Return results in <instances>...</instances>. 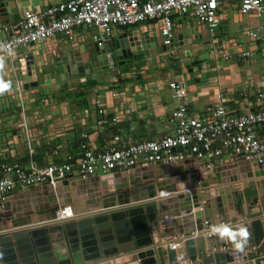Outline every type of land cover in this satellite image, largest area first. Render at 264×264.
<instances>
[{
  "label": "crops",
  "instance_id": "crops-1",
  "mask_svg": "<svg viewBox=\"0 0 264 264\" xmlns=\"http://www.w3.org/2000/svg\"><path fill=\"white\" fill-rule=\"evenodd\" d=\"M35 4V6L28 5L27 7L45 9L50 6L48 0L39 2L36 0ZM22 10L23 8L19 9V15ZM2 14L4 12H0V24L13 23L7 16L2 17ZM173 19L176 39L172 51L168 48L165 51L161 47L160 39L156 43L153 40L158 33L157 22L114 27L113 36L107 40L104 49L106 52L112 53L116 61V70L101 65L100 59L95 56L94 48L97 46L93 35L98 31L93 27L75 28L76 42H74L75 46H71V48L67 39L57 33L40 45L20 49L16 53L15 60L17 61L15 63L9 64L10 60L7 58L0 59V83L9 85L6 90L0 92V98L5 100V105L0 104V159L19 162L25 167L31 164L45 166L50 158L58 162L70 161L80 153V145L83 142L80 137L82 131L89 132L95 146L99 148L105 146L111 140L112 135L116 133V127L107 123L103 128H96L95 119L98 104H103V107H106L105 110L109 117L114 114L120 116L117 127L128 134L132 140L159 139L167 136L174 130L170 114L176 107L172 91L168 86L170 81H181L185 85L190 108L201 112L218 93L228 96L229 101L226 108L232 113H240L244 108L243 95L245 93H264V35L258 40H253L246 33L248 29L262 27L263 22L253 14H243L240 11L238 0H230L220 6L217 11L218 20L212 25V30L206 22L198 20L192 14H177L173 16ZM68 50L79 52L84 64L92 61L93 70L85 71L82 75L73 74L72 78L66 71L62 82L56 80L59 83L56 84L53 83L56 81H52L51 84H48L44 80L48 74H53L51 70L55 66V59L61 61L64 67L63 59L67 57ZM214 50L228 53L249 50L251 55L245 59L225 61L221 57L214 58L212 54ZM23 56L34 57L35 75L31 74L33 70L28 69L27 63L24 64L20 61ZM69 64L72 63L69 62ZM116 75H118L117 78H115ZM36 76L37 80L39 77L43 79V84L28 89L35 82ZM114 88L118 90V95L113 97L111 90ZM20 89L23 92L21 95L23 107L17 104L15 95ZM12 91L14 92L13 97L9 95V93L12 94ZM33 97L36 98L35 101H32ZM252 107L257 108L254 105ZM11 116H14L15 120L24 122V128L17 129V132L11 130L8 123V118ZM39 119L45 123L44 126L41 125ZM59 127L62 128L57 129ZM190 165V163L183 165L185 166L183 169H188L191 167ZM240 168L235 167L229 169L228 172L237 174ZM179 169H181L180 165L157 167L153 169V173L154 175H163L169 170ZM222 171L220 170L218 174L209 175L206 173L208 176L203 177L204 182L213 184L219 178L220 184L217 188L222 190L227 185L232 186L229 195L224 191V194H220L221 203H209L207 206L211 211L209 218L205 215L207 207L203 211H197L198 207L194 208L196 201H199L198 205L201 206L200 200L194 199L198 194L195 191L196 188L194 190L182 189L184 185L190 184V180L184 178L170 183L167 188L176 186L178 189L173 193H167L165 198L168 197V199L165 200H169V197L175 195L178 197V201L182 198L190 199V202L192 200L190 207L185 208L190 209L191 216L189 213L185 215L186 217L182 214L166 216L169 219L168 222L177 221V225L175 224L176 226H172L171 229L185 230L194 227L198 218L207 220L210 225H217L224 216L227 220L234 218L238 222L236 225L231 223L230 226L240 228L241 231L245 230L244 224L248 222V229L253 227L254 230L247 231L246 241L248 242V233H252L256 245L261 246L262 250L260 253L252 255L256 258L255 262L243 264H264V220L261 219L264 215V190L259 192L257 188V185L262 186L260 185L262 182L260 180L257 181L258 184L244 187L245 183L256 179V177L254 179L244 177V181L242 180L244 188L236 191L239 193L238 196L243 194L244 197L243 200L237 202L232 183L240 182L242 175L237 176L238 178L236 176L227 178L229 174L223 171L224 175ZM148 172L150 174L149 170ZM99 186L103 188L102 183H99ZM104 187L106 191L113 190V187ZM147 189V186H143L137 190L136 194L141 195V192ZM69 190L67 193L73 194L72 187ZM38 191L35 192V196L30 195V191L16 192L15 196L0 207V217L10 215V220H18L13 211L21 213V210L24 211L29 205L32 210L33 200L47 198L41 190ZM61 193L60 191L58 194L55 193L54 198L61 200V196L63 197V193ZM38 194L40 196L37 198ZM78 195V192L70 195L71 197L66 195L71 200L69 206L72 207L76 201H79ZM83 196L89 198L87 194ZM87 198L84 202L87 201ZM129 198L128 203H138L137 201L132 202ZM236 202L237 206H235ZM171 207L173 208L169 209L168 207V209H175L174 206ZM158 213L162 212L158 211ZM199 214L200 216H198ZM250 217L253 218L248 220ZM26 218H30L29 221ZM26 218V223L17 227L32 226L35 224L34 221L36 224L47 222L39 221V215L35 211L27 215ZM33 219L35 220L33 221ZM3 222L0 219V224ZM164 222L167 221L164 220ZM159 223L161 226L162 222ZM251 223H255L256 228L254 225L251 226ZM10 230L13 229H3L0 230V233ZM87 236L92 237L94 234ZM230 238V236L221 237L219 233H216L212 238L204 239L206 254H210L212 251L227 250L223 249V246L230 245ZM239 241L238 238L237 242ZM183 243L184 240L181 239L163 243L168 245L173 252L175 251V260L179 263V256L182 254L179 247ZM61 245L65 249L66 257L61 259L55 254L56 261L58 264L59 261L73 264L71 252L67 253V247L63 240ZM92 250L91 247L84 249L82 246L83 262L93 254ZM94 250L96 252L97 248L95 247ZM9 253L3 256L4 264H20L16 260L17 253ZM96 255L97 253H94L92 256Z\"/></svg>",
  "mask_w": 264,
  "mask_h": 264
},
{
  "label": "built area",
  "instance_id": "built-area-1",
  "mask_svg": "<svg viewBox=\"0 0 264 264\" xmlns=\"http://www.w3.org/2000/svg\"><path fill=\"white\" fill-rule=\"evenodd\" d=\"M227 1L230 0H65L47 6L45 9L25 7L19 18L13 23L0 24V59L7 58L10 60L9 64L15 63L17 61L15 60L16 53L20 49L40 45L57 33L62 34L67 39V42L71 44L70 47L75 46V28L78 27L96 28L98 33L93 35V40L98 48H104L107 40L113 36L114 27L132 26L147 22L158 23L156 36L158 40L160 39L161 46L172 51L176 39L174 15L192 14L198 20L206 22L212 30V25L218 20L217 11ZM238 2L243 14H253L262 20V27L259 26L257 29L246 31L251 39L258 40L264 35V0H238ZM212 54L214 58L221 57L225 61H231L245 59L251 55V52L239 50L228 53L214 50ZM105 56L108 59L107 66L116 70V62L112 59V53L105 51ZM30 59L34 65L33 56H23L20 61L25 64ZM46 80L47 77L44 81ZM53 83L57 84L58 82ZM168 86L176 102V107L170 114V120L174 124V130L171 134L159 139L132 140L128 134L117 127L120 116L114 114L109 117L107 110H105L106 107H103V104H98L95 119L96 128H103L107 123L116 127V133L112 135L108 144L99 148L92 143L89 132L82 131L80 137L83 142L80 145V153L70 161L58 162L50 158L45 166L31 164L25 167L19 162H8L5 159H0L2 172L0 207L15 196L16 192L30 191L31 188L51 187L64 194L70 191V185L73 189L77 181L91 182L92 180L97 184L102 183L103 188H105L104 186L109 187L108 184L113 183L109 175L124 174L128 186L123 188L122 193H127V197L130 196L129 199L132 202H138L132 205L148 203L150 200L158 201L156 214L159 216V222L165 223L164 220H166L165 225H169L171 221L168 222L169 219L166 216L174 213L165 214L163 219L160 218V215L166 213L167 210L173 211L169 210L173 208L170 197L169 200H165L168 197H162L161 191H156L153 197L133 200L134 195L139 196V194H132V191L148 185L146 182L149 180L142 178L145 174L143 172L148 171V169L152 170L153 173V169L157 167L180 165L181 169L170 170L158 178L165 180L168 186L172 181L187 178L190 180V184L183 186L185 190L186 188L193 190L196 188L199 196L203 192L209 193L206 199H200L201 211L210 202L216 203L217 195L214 187H218L219 182H216L220 180L218 178L214 184L204 182L203 177L208 176L206 173L209 175L218 174L220 170H223L224 173L229 174L228 170L235 167H241L240 171L238 170L237 174H229L227 178L243 175L244 172L252 173L250 176H255L256 172L264 173L263 92L245 93L243 95L244 108L240 113H232L227 110L226 104L229 98L224 93L216 94L213 101L201 112L190 108L185 85L181 81H170ZM31 87L33 86L28 89ZM13 93L12 91V94L9 93V95L13 97ZM22 94L21 89L15 93L17 104L23 107ZM111 94L113 97L118 95V90L112 89ZM35 99L33 97L32 101ZM0 104L5 105V100L0 98ZM253 105L257 108H253ZM39 122L42 126L45 125L42 120ZM8 123L9 128L16 130V132L17 129L24 128V122L15 120L14 116L8 118ZM60 128L62 127L57 129ZM189 163L191 167L183 169L185 167L183 165H189ZM217 168L219 170H216ZM130 171L137 172V174H133L134 181H136L134 184L129 182ZM262 177L264 174L256 178ZM161 179L160 181H162ZM110 181L111 183H109ZM204 183L208 184L207 188L204 189L206 191L202 188ZM135 184L141 186L133 188ZM172 188L173 191L178 189L176 186H172ZM109 194L115 197L117 192H110ZM70 195L72 194L70 193ZM104 196L107 195L104 194ZM173 203L176 205L174 210H181L184 207L181 206L184 204V198L179 201L174 200ZM69 205L70 203L55 205L51 208V213L60 215L59 220L61 221L71 220L75 215ZM127 205L130 206L131 204L127 202ZM158 211L162 213L159 214ZM261 219L264 220V215ZM228 225L230 226L231 223L229 222ZM215 227L217 225H210L207 220H203L202 227L194 230L190 235L199 233L204 239L212 238L217 233L213 231ZM185 235L183 233L181 237ZM257 248L259 247L255 245L245 251L246 257L243 259L237 256V263L255 262L256 258L252 255L261 252L257 251ZM223 249L227 250L220 251L226 252L231 249V246L229 244L224 245Z\"/></svg>",
  "mask_w": 264,
  "mask_h": 264
},
{
  "label": "water",
  "instance_id": "water-1",
  "mask_svg": "<svg viewBox=\"0 0 264 264\" xmlns=\"http://www.w3.org/2000/svg\"><path fill=\"white\" fill-rule=\"evenodd\" d=\"M37 1L39 2L40 0ZM59 1L61 2L62 0H48L50 5L58 3ZM35 3L36 0H0V12H4L2 17L7 16L9 20L15 21L19 18L20 8L27 7L28 5L35 6ZM153 40L158 42L156 35ZM161 47L164 50L166 49L164 46ZM68 51L67 57L63 59L65 64L64 67L62 66L61 61H59L57 58L55 59V66L51 70V73L53 74H48L47 76L46 82L48 84H51L52 81L56 80L62 82L65 78L64 72L66 71H68V75L72 77L73 74L82 75L85 73V71L88 72L93 70L92 61L84 64L79 52L75 53L73 50ZM94 54H96L95 56L100 59L99 63L107 67L108 59L105 56V49L95 47ZM112 59L115 61L113 55ZM69 62L72 64H69ZM26 63L29 65L28 69L33 70L31 74L35 75L33 61L30 59ZM41 84H43V79L39 77L37 80L36 76L35 82L32 83L31 86H41ZM148 170L150 171V174H148V171L143 172L145 173L142 177L143 179L151 180L162 177L161 175H154L150 169ZM216 170H219V168ZM130 174L131 176L129 182L134 184L136 181H134L133 174H137V172L130 171ZM263 174V172H256L255 176L258 177ZM109 177L112 178L113 183L108 184V186L113 187L111 192H117V195L114 197L110 194V196L106 199H101V196L104 194H109L110 190L106 191L105 188L101 189L99 183L97 184L94 180L91 182L77 181L74 184L73 194L78 192V198L81 197V199L72 205L75 216L71 220L45 222L38 225H32L31 227L22 228L17 226L26 223L25 218L29 213H31L30 209L25 211L24 218L17 217L18 220L16 221L10 220V215H7L6 217H0V219L3 218L1 220L4 221L2 224H0V230L13 229L10 232H3L0 235V246L2 245V247L5 248L2 253L7 254L9 252H16L20 264H58L55 258L56 248L54 246L55 241L53 239L54 233H57L58 230L64 231L66 237L65 244L66 247L68 244V249L71 252L73 264H161V258H165V255L163 256L162 254L163 248L166 252L168 264H187L185 262L190 258H194L195 260L189 262L188 264H238L236 257L240 256L242 257L241 259L245 258V251H247L249 248H253L256 245L252 233H248V242L246 241L247 237H242L239 235L242 231L246 230L247 232L249 229L254 230L253 227L248 229V222H246L244 224V227L246 228H244L245 230L242 231L240 228H235V226L229 227L230 232L236 234L235 238L230 236V250L227 252L212 251L210 254H206L204 238L199 236L193 239L190 235L191 232L202 227L203 220L201 218L197 219L196 226L185 230H181L179 228L171 229V227L174 226L177 221L171 222L169 223V226L166 225V227L164 226L161 229L159 228V216L156 214V203L158 201L156 202L155 200H150L148 203L129 206L127 205V193H122L123 188H127L128 186L126 176L124 174H113L109 175ZM152 181L154 183L152 182L147 185L148 191L145 190L144 192H141V195L139 194V196L134 195L133 200L151 197L150 195H154L156 191L158 192L163 188L167 189L168 187L165 180ZM218 182L220 183V181H217L216 183ZM109 183H111V181ZM247 185H255V180H252L247 184L245 183L244 187ZM260 185L262 186L257 185V188L259 192H262L264 190V183ZM207 186V183L202 184L203 190L206 189ZM40 188L49 189V187L31 188L30 192L39 190ZM136 192L137 190H133L132 194H135ZM84 194H87L89 198L83 196ZM48 195L49 194L46 195V199H48ZM66 195L71 197L70 193L63 194V196ZM208 196L209 193L203 192L200 196L195 197L194 199H206ZM86 198L87 201L84 202ZM43 200L44 198H38L35 200V211L38 213H45V216H48V214L51 213L49 210L52 207H48V205L44 206L47 200ZM70 201L71 200L69 198V203ZM159 204L162 203L159 202ZM181 206H184L181 210L167 211L166 213L161 214L160 218L163 219L165 214L174 213L176 215L182 214V216H184L190 213L189 210L185 209L189 208L187 203L181 204ZM199 208L201 209L200 206ZM196 210L198 211V208ZM210 212L211 211L209 209L206 210L205 215L207 218L210 217ZM189 216L191 215L189 214ZM198 216H200V214ZM40 217L42 216H39V218ZM26 219L29 221V218ZM34 220L35 219H33V221ZM252 225L255 226V223H251V226ZM92 233L94 234V236L91 237L93 244L86 247V240H90L89 236L86 237V235ZM183 233L186 235L181 237V234ZM182 238L184 243L179 247V251L182 253L179 256V263L177 260H175V251L173 252V250H171L168 245H164L163 243H169ZM238 238L240 240L239 242H237ZM79 241L84 243L85 248L91 247L93 249V254L97 253V255L91 257L89 256L88 260L83 262L81 253L82 244ZM237 243L242 244V247L239 248V250H237ZM10 246H12V248H10ZM95 247L97 248L96 252L94 250ZM261 249L262 247L260 246L257 248V251H261ZM132 255H136L137 257L132 258Z\"/></svg>",
  "mask_w": 264,
  "mask_h": 264
},
{
  "label": "bare ground",
  "instance_id": "bare-ground-1",
  "mask_svg": "<svg viewBox=\"0 0 264 264\" xmlns=\"http://www.w3.org/2000/svg\"><path fill=\"white\" fill-rule=\"evenodd\" d=\"M237 168V167H236ZM246 170V169H245ZM245 170H243V171H245ZM244 174H245V176L246 175H248V177H252V176H250V175H252V173H249V172H244L243 173V176H244ZM254 176V175H253ZM254 177H256V176H254ZM234 180V179H233ZM176 183V182H175ZM236 183V182H235ZM220 184V183H219ZM224 186H226V185H224ZM223 186V187H224ZM229 186V185H228ZM72 186L70 185V187L69 188H71ZM231 187L232 186H230L229 187V189H228V187L226 186L225 187V189L223 188V190L221 189V188H217L216 186L214 187L215 188V191H216V202H218V203H221V198H220V194H224V192L227 194V195H229L230 193H231V191H230V189H231ZM182 189H184V188H182ZM39 190H41L45 195H47V194H49L48 196V199H46V197L44 198V200H47L46 201V204H44V206L45 205H48V207H53V206H55V205H61V204H64V203H66L67 201V204L69 203V198H67L66 196H61V200H59V199H55L54 198V194L55 193H59V191H58V189H56V188H49V189H46V188H41V189H39ZM39 192L38 190H35V191H33V192H30V195L31 194H35V192ZM175 191H177L176 189H175ZM175 191H173V188L171 187H169V188H167V191L166 190H161V196L162 197H165L166 196V194L167 193H173V192H175ZM195 191L198 193V189H195ZM224 191V192H223ZM28 195V194H27ZM73 195V194H72ZM181 196V195H180ZM197 196H199L198 194H197ZM58 197H60L59 195H58ZM178 199V197H176V195L175 196H171V198H170V202H172V204H173V206L175 207L176 205H175V203H173V201L174 200H177ZM37 200V199H36ZM43 200V201H44ZM42 201V202H43ZM149 202V201H148ZM191 202H192V200H191ZM190 199H185L184 200V203H187L188 205H190ZM34 203H35V200H33V208H32V210H31V213H29V214H32L33 213V211H35V205H34ZM71 203V202H70ZM198 204V202H195V204H194V208L195 207H198V210H200V208H199V206L197 205ZM132 205V204H131ZM30 206V205H29ZM29 206L28 207H26L25 209H24V211H22L21 210V213L19 212V211H13V214H14V216H16V217H21V216H23L24 214H25V211H27V210H29L30 208H29ZM196 209V208H195ZM196 211V210H195ZM36 212V211H35ZM20 213V214H19ZM39 216H42V217H40L39 218V221H42V220H45V221H47V222H52V221H58L59 219H60V215H53V213H49L48 214V216H45V213H38V212H36ZM19 214V215H18ZM28 214V215H29ZM185 216V215H184ZM1 217H6V216H1ZM186 217V216H185ZM57 218H59L58 220H57ZM1 219H3V218H1ZM30 219V218H29ZM56 219V220H55ZM35 222V224H36V221H34ZM34 224V225H35ZM38 224H42V223H37V225ZM29 227H31V226H29ZM11 231V230H10ZM10 231H8V232H10ZM5 233H7V232H5ZM0 235H1V233H0ZM199 236H201L199 233H196V234H193L192 235V238H196V237H199ZM181 240H183V239H181ZM86 242L87 243H85V245H86V247L87 246H91L92 244H93V242H92V238L90 237V240L89 239H87L86 240ZM57 247V246H56ZM55 247V248H56ZM64 247L61 245V243H60V245H58V247L55 249L56 250V254L58 255V257L59 258H61V259H63L64 257H66V253L64 252L65 251V249H63ZM197 248V247H196ZM137 256L135 255H132V258H136ZM132 260V259H131Z\"/></svg>",
  "mask_w": 264,
  "mask_h": 264
},
{
  "label": "rangeland",
  "instance_id": "rangeland-1",
  "mask_svg": "<svg viewBox=\"0 0 264 264\" xmlns=\"http://www.w3.org/2000/svg\"><path fill=\"white\" fill-rule=\"evenodd\" d=\"M239 176H241V175H239ZM245 177H248V176H245ZM238 178V177H237ZM244 176L242 175L241 176V180H240V182H237V183H235V181L232 183V185L234 186V189H233V191H234V193H235V200H237V202H240V200H243V194L241 195V196H238V194L239 193H237L236 191L237 190H239V189H242V188H244L243 187V182H242V180L244 181ZM255 177L254 176H252L251 177V179H254ZM159 179V181H160V179L161 178H158ZM158 179H155V181H157ZM153 179H151V180H149V181H147L146 182V184H150V183H152L153 181H152ZM162 180V179H161ZM261 180V182L262 183H264V177H262V178H256L255 179V184H258L257 183V181H260ZM223 185V184H222ZM139 186H141L140 184H135L134 186H133V188H136V187H139ZM227 187H228V189H229V187L230 186H228L227 185ZM110 196V194H107V196H102L101 197V199H105V198H107V197H109ZM150 196H152L153 197V194H151ZM237 202L235 203V206H237ZM237 209V208H236ZM50 212L52 211V209H50L49 210ZM230 218V217H229ZM253 217H250V218H248V220L249 219H252ZM223 219H224V221H223ZM237 219H240V218H237ZM222 221V222H221ZM234 223V225H236V222H238V221H236L234 218H230V219H226L225 218V216L219 221V223L217 224V226H221V225H224V226H227L228 225V223ZM160 228L162 229L163 228V223L161 224V226H160ZM57 233H59V234H57ZM57 233H54V235H53V239H54V246L56 247H58V245H60V243H62V240L65 242L66 240H64V239H66V237H65V234H64V231L63 230H58L57 231ZM89 237H91V236H89ZM79 242H81V244H82V246L84 247V243L82 242V241H79ZM56 247V248H57ZM10 248H12V246H10ZM84 249H86L85 247H84ZM5 250V248L4 247H2V245L0 246V264H4V258H3V256L4 255H8V254H3L2 252ZM68 252H70L69 251V249H68V244H67V253ZM11 253H15L16 254V252H10L9 254H11ZM162 254H163V256L165 255V258H161V264H168V261H167V259H166V252H165V249L163 248L162 249ZM93 254H91V255H89V256H92ZM15 258V257H14ZM17 258V259H16ZM16 260L17 261H19V259H18V256L16 255ZM195 259L194 258H190V259H187L186 260V262L185 263H189V262H192V261H194ZM72 263H73V261H72ZM59 264H69V263H66L65 261H59Z\"/></svg>",
  "mask_w": 264,
  "mask_h": 264
},
{
  "label": "clouds",
  "instance_id": "clouds-1",
  "mask_svg": "<svg viewBox=\"0 0 264 264\" xmlns=\"http://www.w3.org/2000/svg\"><path fill=\"white\" fill-rule=\"evenodd\" d=\"M9 87L8 84L6 83H0V92L6 90ZM214 232H217L220 234L221 237L224 236H231L233 238H235V233L230 232L229 228L227 226L221 225V226H217L213 229ZM240 236L242 237H246L247 236V232L246 231H242L240 234ZM237 248H241L242 244L241 243H237Z\"/></svg>",
  "mask_w": 264,
  "mask_h": 264
}]
</instances>
